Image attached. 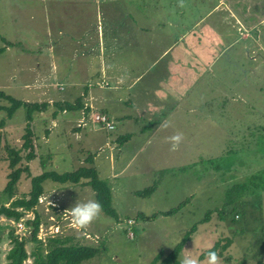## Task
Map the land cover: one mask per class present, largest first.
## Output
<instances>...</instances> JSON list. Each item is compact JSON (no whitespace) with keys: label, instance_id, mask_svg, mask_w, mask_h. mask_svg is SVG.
<instances>
[{"label":"rangeland","instance_id":"374dc122","mask_svg":"<svg viewBox=\"0 0 264 264\" xmlns=\"http://www.w3.org/2000/svg\"><path fill=\"white\" fill-rule=\"evenodd\" d=\"M88 1L89 7L79 2L66 3L65 11L70 10L67 15L77 13L72 18L66 16L70 18L67 25H90L94 33L96 14L103 17L105 29L112 18L127 17L128 8L135 11L137 18L150 17L162 22V27L156 30L150 25L153 31L142 42L161 48L176 43L165 53L161 65L148 70L135 90L145 88L144 99L136 101L132 113L133 117L142 116L139 123L147 127L145 144L140 145L143 141L137 138L133 144L115 145L111 150H97L89 144L92 148L84 147L86 137L100 146L105 141L110 143L112 138L135 132L121 131L117 126L115 131L108 132L102 125L93 124L98 130H81L80 141L68 135L59 149L52 150L48 145L53 146L58 140L49 143L42 140L47 138L48 120L36 119L31 124L37 155L28 164L29 169L32 166L31 175L48 171L49 165L51 169L54 165L63 168L69 165L65 168L68 172L79 165L94 168L98 178L110 187L111 206L118 216L115 220L101 212L88 227L78 228L64 213L78 201L95 200L92 189L72 184L62 187L45 181L46 195L40 197L35 207L41 221L38 237L45 241L47 237L72 235L82 244L103 246L93 259L83 264H153L156 257L170 253L196 228L185 247L194 250L197 259L215 243L223 246L229 242L219 256L220 264H264V0H183L182 7L181 0H114L111 7L119 13L115 17L109 15L106 5L96 11L97 0ZM50 9L47 0H0V90L14 99L37 102L23 85L31 84L47 69L45 57L38 58L39 68L33 65L37 54L32 51L36 50L35 39L42 44L47 42L53 16ZM52 23L59 28L56 22ZM180 35H184L182 40ZM122 57V54L116 57L120 64ZM140 61L142 68L147 61ZM171 63H175L172 72L176 82L167 79L161 87L165 98L173 95L177 105L158 106L156 97L160 93H153L156 87L153 75L161 67L169 68ZM0 105L7 104L0 101ZM160 112L159 117L164 120L161 123L170 126L155 131L156 125L150 119ZM4 117L5 112H0V125ZM1 127V144L19 148L25 128L23 110H18ZM176 132L183 134V141L176 151H170L167 137ZM140 146L145 147L129 163ZM84 158L92 162H82ZM138 167L145 171L137 174ZM9 173L6 153L2 150L0 191ZM153 185L157 189L150 197L135 196V192ZM29 189L30 178L22 175L17 197ZM51 190L55 192L50 193ZM179 205L175 215L139 221L134 226L135 237L126 236V219L138 214L150 217ZM203 219L207 222L200 223ZM7 221L0 217V228L4 230L0 241L1 264L6 262L5 255L11 247L9 228L4 223ZM11 221L8 224L15 226ZM16 233L21 236L18 230ZM29 247L26 246L27 251ZM183 253L184 250L179 261L187 254ZM30 262L29 258L25 264Z\"/></svg>","mask_w":264,"mask_h":264},{"label":"crops","instance_id":"0c3cea01","mask_svg":"<svg viewBox=\"0 0 264 264\" xmlns=\"http://www.w3.org/2000/svg\"><path fill=\"white\" fill-rule=\"evenodd\" d=\"M47 1L50 3V10L53 14L49 22L51 27L47 32L48 39L45 44L35 39L34 42L37 51H32V53L37 54L33 65L39 68L38 58L45 57L47 69L36 76L35 80L29 82L31 84L25 83V85H23V88L30 91V95L35 97L37 102H45L47 105L39 119L41 121L42 119L48 120V126L45 127V132L49 131L48 136L46 139L42 138V140L48 143L51 140H58L53 146L51 143L50 146L48 145V148L52 150L59 149L68 135L70 138H73L74 141H80L82 139L81 130H87L88 132L98 130V128L94 127L93 123L90 125L91 116L96 113L108 117V120L112 122L114 127H119L121 131H123L122 129H132L135 131L132 135H121L122 137L127 136L123 142L124 144H133L137 138L143 141L140 142V145H143V143L145 144L144 133L147 132V127L139 123V119L142 118V116H137L135 113L133 115L136 116H132L133 106L136 105V101L141 98L144 99L143 95L145 94V88L143 91L135 92V90L148 70H152V67L154 68L155 66L158 67L161 65V61L166 56L165 53L171 49L176 42L168 48H161L157 44L150 46L149 43L142 42V39H147L146 36L153 31L151 27L153 26L155 30L156 27L161 28L162 22L159 19L153 21L150 17L148 19H144L143 17L137 18L133 9L127 8V17L116 20L112 18V22H109L105 29L102 24L103 17L101 14H96L97 25L96 29L94 28L95 32L92 33L89 28L90 25H82L81 27H76L71 24L67 25L70 18L66 16H71L72 18L77 15V13L67 15V13H70V10L67 9L65 11L66 3L79 2L83 4V7H89L91 3L88 0ZM112 2H114V0H97L96 11L98 9L102 10V7L106 5L105 9L111 17L119 16V13L111 7ZM53 21L59 25V28H55L52 23ZM147 24H149V27ZM163 28H165V26H163ZM79 31L80 33L77 34ZM182 37H184V35H180L179 39L182 40ZM40 46L43 47V49ZM118 54H122L123 56L121 59L123 61L122 64L116 61ZM78 57L79 60L77 62L76 58ZM140 59L147 61L142 68ZM96 66H98L97 69H95ZM136 66L138 67L136 68ZM173 66H175V63H171L169 68L166 66L161 67L159 68V73L153 75L154 84L156 85L154 91L157 89V91H153V93H160V95L156 97L158 106L161 104H163V106L177 105V99H175L173 95L171 96L170 94L168 98H165L163 95L164 91L161 87L163 85L162 82L167 79L176 82L172 72ZM62 103L73 106L82 105V108H75L61 113L57 110L55 105ZM83 112L85 115H82ZM143 113L141 112L142 115ZM162 113L160 112L155 115L157 118L154 114L151 116L150 122L156 125L155 131L159 130L160 123L164 121L159 117ZM52 114H56V116L53 118ZM154 117L155 120H153ZM81 122H84L86 125L80 128L77 127ZM52 123H55L56 126L52 127ZM160 130L163 131L162 129ZM165 134H167V132L164 133V135ZM112 139L110 143L105 141L104 145L100 144V146H97L98 143H90L86 137L85 141H83V146L88 147L89 144L93 147L96 146L97 150L100 148H109L111 150L115 149V145L121 146L123 144L116 142L117 137ZM90 146L88 148H92ZM142 147L145 146H140L139 149L136 150L135 154H133L134 156L129 160V163L133 161L137 153L142 152ZM71 148L75 150L73 147ZM80 151L82 152L83 148H81ZM81 161H85V158ZM81 161L80 164H82ZM68 166L69 165L63 168V165H54V168L51 169L49 165L48 171H53L57 174L62 172L65 173L68 172L65 171V168ZM79 166L81 167L83 165ZM129 166L128 164L127 167ZM30 169H32L31 165ZM62 169L64 170L62 171ZM70 169L71 168L68 170ZM58 170L61 171L58 172ZM135 170L137 174L145 171H140L139 167L135 168ZM61 185L64 187V184ZM43 189V195H46L45 188ZM54 192L55 190L50 191V193ZM204 233L207 237V232ZM184 248L187 249L185 246ZM184 248L183 254H185ZM199 256L198 261L203 262L204 260H200Z\"/></svg>","mask_w":264,"mask_h":264},{"label":"trees","instance_id":"16d2710c","mask_svg":"<svg viewBox=\"0 0 264 264\" xmlns=\"http://www.w3.org/2000/svg\"><path fill=\"white\" fill-rule=\"evenodd\" d=\"M0 101H4L7 104L6 106L0 105V112H5V117L1 119L0 129L2 128L1 126L3 123L7 120H11L15 113L20 109L24 112L25 120L22 144L19 148H13L5 143L2 145V138L0 135V152L4 150L6 153L8 169L10 170V173L7 175V182L3 190L0 191V217H3L8 221L12 220L17 222L21 218H24L28 213L34 215L33 219L25 220V225L28 228L29 233L21 238L15 234L13 226L11 227L8 224V221L4 222L9 228L7 236L11 243V247L5 255L6 262L4 264H25L26 260L29 258L31 259L29 264H83L93 259L103 248L102 245L93 247L82 244L72 235L65 237H47L45 241L39 239L38 231L41 221L39 214L35 211V207L38 205L39 198L43 195V183L45 181L60 184L70 183L85 185L90 187L94 192L95 200L102 206V212L117 220L118 216L111 206L112 198L110 187L98 178L97 172L94 168L85 166H81L72 172H65L60 175L53 171H44L37 176H32L28 164L34 161L37 155L35 134L31 124L35 122L36 119H40V115L44 112L47 105L45 102L39 103L14 99L5 94L2 90H0ZM55 106L61 113L75 108H82V105L73 106L67 103L56 104ZM83 114L85 115L84 112ZM52 116L54 118L56 114H52ZM114 130L115 127L109 132H113ZM48 132L49 131L45 132V134H47L46 137L48 136ZM126 138L127 136H118L116 142L123 143ZM87 162H92V160L86 159L85 163ZM40 164L44 165V161H40ZM22 175L30 178V189L26 194L17 197V185ZM155 190L156 185H153L142 191L135 192L134 194L139 198H148ZM180 206L181 205L167 212L154 214L150 217L138 214L134 219L129 218L126 219V221L133 220L134 224L130 226V229L134 233V226L137 221H153L159 216L171 217L180 210ZM205 222H207V220L203 219L200 223ZM125 231L127 234V224ZM195 232L196 228H192L170 253L165 256L160 255V257H156L153 264H180L179 256L184 246L190 241V235H193ZM3 233V228H0V241ZM27 245H30L28 251L26 250ZM228 245H230L229 242L225 243L223 246L219 245V243H215L211 249L202 253L199 256V259H206L207 254L210 251H219L218 256H221L222 252ZM217 246H220L219 248L221 251L217 249Z\"/></svg>","mask_w":264,"mask_h":264},{"label":"clouds","instance_id":"9594fccd","mask_svg":"<svg viewBox=\"0 0 264 264\" xmlns=\"http://www.w3.org/2000/svg\"><path fill=\"white\" fill-rule=\"evenodd\" d=\"M180 6H183V0H181ZM169 126L170 125L166 122L161 123L159 130ZM182 141L183 134L180 132H176L170 137H167V142L171 146L170 151H176ZM101 212L102 206L99 204V202L95 200H89L84 203L78 201L74 207L67 210L64 214L71 217L70 219L76 227L84 229L94 222L99 217ZM185 252L187 254L182 257L180 264H220L218 253L215 251H210L207 254L204 262L198 261L194 250L190 251L185 249Z\"/></svg>","mask_w":264,"mask_h":264},{"label":"built area","instance_id":"2783aa9c","mask_svg":"<svg viewBox=\"0 0 264 264\" xmlns=\"http://www.w3.org/2000/svg\"><path fill=\"white\" fill-rule=\"evenodd\" d=\"M82 115H84V114L82 113ZM92 117H93V115L91 116V123L102 125L107 131H110V130L113 129L114 125L112 124V122H110V121L108 120V118H107L105 115L96 114L93 120H92ZM85 125H86V124H85L84 122H81V124H78L77 127H84ZM51 126H52V127H55L56 124H55V123H52ZM38 201H41V198H39ZM30 215H31V214H29V216L26 215V216H25L26 219H28V218H29V219H33V218H30ZM26 219H25V218H21V219H20L19 221H17V222H12V221H11L12 223H15V226L13 225V228H14V230H15V234L17 235V233H16L17 230L20 232L19 234H21V236H18L19 238H21L22 236H25L26 234L29 233L28 228H27L26 225H25V220H26ZM126 224H127V234H126V236H127V237L130 236V237H128V238H129V239H133V238H134V233L131 231L130 226L133 225L134 222H133V220H127V221H126ZM11 226H12V225H11ZM38 238H39V237H38ZM39 239H40V238H39Z\"/></svg>","mask_w":264,"mask_h":264}]
</instances>
